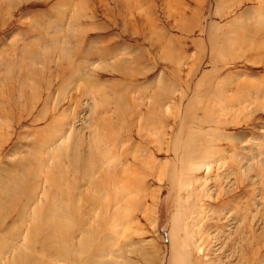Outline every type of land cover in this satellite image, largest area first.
Returning <instances> with one entry per match:
<instances>
[{
  "label": "rangeland",
  "instance_id": "1",
  "mask_svg": "<svg viewBox=\"0 0 264 264\" xmlns=\"http://www.w3.org/2000/svg\"><path fill=\"white\" fill-rule=\"evenodd\" d=\"M0 264H264V0H0Z\"/></svg>",
  "mask_w": 264,
  "mask_h": 264
}]
</instances>
